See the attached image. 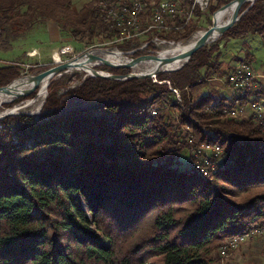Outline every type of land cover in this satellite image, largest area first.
Returning <instances> with one entry per match:
<instances>
[{
	"label": "trees",
	"instance_id": "1",
	"mask_svg": "<svg viewBox=\"0 0 264 264\" xmlns=\"http://www.w3.org/2000/svg\"><path fill=\"white\" fill-rule=\"evenodd\" d=\"M232 1L212 0L207 12L213 17ZM108 10L107 0L78 11L72 0H0V42L52 21L75 41L133 50V43L113 44L118 30ZM190 27L165 39L187 41L201 30ZM248 35L264 36V0L178 72L88 77L75 88L68 87L81 77L58 81L40 114L0 120V264H225L226 242L264 226V129L227 118L228 98L217 88L194 95L231 72L225 41ZM105 69L132 71L98 68ZM21 73L0 67V88ZM167 105L178 124L161 115ZM188 137L222 147L219 173L203 177L190 154L185 161Z\"/></svg>",
	"mask_w": 264,
	"mask_h": 264
},
{
	"label": "rangeland",
	"instance_id": "2",
	"mask_svg": "<svg viewBox=\"0 0 264 264\" xmlns=\"http://www.w3.org/2000/svg\"><path fill=\"white\" fill-rule=\"evenodd\" d=\"M211 1L212 0H210V2ZM88 2L89 0H72V7L75 11H78L82 9V7ZM211 24H213V17L208 12H204L202 16L197 17L192 23H189L191 27L197 26V28L201 29L200 31H197L194 34H197L202 31L205 32L211 27ZM184 29L182 28L181 31H183ZM154 34L162 36V38L169 43V45L165 46L166 48L171 46L170 44L171 42L178 43L177 41H174V40L165 39L167 36H170L168 32H154ZM148 37L150 36H145L143 38L146 39ZM190 41L191 39L187 41H179V42H182L183 44H187ZM97 46L98 45H94V46L87 45L86 42H79V41L73 40V38L69 34V31L60 28L56 23L52 21L39 22V23H36L31 29L26 31L24 34L8 35L3 41L0 42V67L11 66V65L19 66L22 73L19 78L14 80L16 81L23 77L39 75L53 67H56L59 64L62 65V64L68 63L78 58L79 56L89 51H92V50H100V49L117 50L121 53H124V57H128V58H133L132 55L138 52L136 51L135 53H133L135 50H131V51L119 50L117 47L103 48V47H97ZM162 50H159L158 52H161ZM223 52L227 60H231V59L235 60L231 64L232 68L235 67L236 64L248 63L253 67V69L256 71L257 74L264 75V36L262 37V36L248 35V36L241 37V38L228 39L225 41V49H223ZM57 54L61 58L60 63L56 62L55 56ZM151 55H154V54H151ZM99 59H101V57ZM102 66L103 65L95 66V69L98 70V68ZM98 71L110 73L108 69L98 70ZM75 77H81V80L77 78L76 82H74L72 85L70 84L68 88H75L81 82H83L86 78L91 77V76H87L86 72L84 71H79V72L68 71L66 73L56 75L51 80L49 87L51 86L52 83H56L58 81L67 82L70 79L72 80L75 79ZM93 78H96V77H93ZM215 80L219 82L217 81L214 82ZM14 81H12L10 84H12ZM215 84L216 85L219 84L222 87H216ZM261 86L262 88H264L263 83L262 85H260V87ZM49 87H48V96H49ZM224 87L226 88L224 80L221 81V79L215 78L214 80H212V83H210L209 89H204L200 92H196L194 95V99H198L202 94L210 93V91L216 88L219 91L218 94L224 95V93H222V88ZM58 88H59L60 95L67 91L66 85H61ZM38 92H39V87H37L28 96H22L20 98L15 99L14 101L10 103L3 104L0 107V114L8 110H12L15 107L21 106V104L25 101L35 99L37 97ZM178 92L181 98V92L180 91ZM47 98H46V101H47ZM250 98H251V95L248 97V100L243 99L244 100L243 101L240 98L241 104H243L245 100H246V103H248ZM235 99H233L232 97V102ZM252 100H258V101L264 100V90L256 91V96H252ZM20 112H26V111L21 110ZM26 113H30V112H26ZM161 115H164L166 117V120L171 124H178L179 122L178 111L173 109L170 105H167L164 108ZM13 116H16V115H13ZM246 119L254 121V116H247ZM258 125L264 128L263 124L262 125L258 124ZM183 131L187 132L184 129ZM190 138H193V137H188V140ZM189 150H190V147H189ZM189 153L190 151L189 152L187 151L183 156L186 162L188 161ZM221 162H223V160H221ZM219 167H221V165ZM260 229H261V234H257L254 237L252 236L254 229H252L247 234L240 235L230 240L231 242L241 241L239 242V244L236 246L235 250L233 251L231 250L232 248H225L224 249L225 253H223L222 251L223 250L222 248L224 247L223 245V247L220 250L221 256L224 257L222 258L223 262L225 264H264V226L260 227L259 230ZM242 239L244 240L242 241ZM228 242H226V244H228Z\"/></svg>",
	"mask_w": 264,
	"mask_h": 264
},
{
	"label": "built area",
	"instance_id": "3",
	"mask_svg": "<svg viewBox=\"0 0 264 264\" xmlns=\"http://www.w3.org/2000/svg\"><path fill=\"white\" fill-rule=\"evenodd\" d=\"M108 2L109 17L118 30L113 44L129 42L133 43V50L138 52L149 50L151 53H158L169 45L154 32L181 31L197 18V10L207 12L211 4L206 0H193L192 5L184 8L180 0H108ZM145 36L150 37L144 39ZM222 80L225 82V89L229 91L226 96L229 106L225 111L227 118L246 119L247 116H254V122L262 125L264 100L252 103V96H256V91L264 90L262 86L260 87L262 83L264 86V75L257 74L250 64L245 63L237 64L232 68L228 78ZM171 90L181 102L178 90ZM243 95H251V103L232 105V97ZM188 143L193 169L205 171L206 178H211L213 167L221 165L223 149L209 148L193 138H190ZM257 234H261V229H254L252 236ZM239 242L229 241L222 248L223 253L225 248L235 250Z\"/></svg>",
	"mask_w": 264,
	"mask_h": 264
},
{
	"label": "water",
	"instance_id": "4",
	"mask_svg": "<svg viewBox=\"0 0 264 264\" xmlns=\"http://www.w3.org/2000/svg\"><path fill=\"white\" fill-rule=\"evenodd\" d=\"M256 2V0H233L229 4L221 7L213 16V24L212 26L204 32V35L199 39L195 44H193L185 53H183L180 56L177 57H172V58H162L160 56V52L156 53L155 55H147L139 58H128L125 57L128 62L127 63H117L114 64L108 60H103L99 59L98 57L95 56L96 52H109L110 49H100V50H92L89 51L78 58L62 64V65H57L56 67H53L39 75L36 76H27L20 78L16 81H14L12 84H10L7 87L0 88V93L6 94V95H11L12 94V86L19 80L26 79L29 82H32V87L26 91H23L19 94H16L14 96L15 99L20 98L22 96H28L30 93H32L42 82L43 79H47V84H46V98L48 96V87L50 85L51 80L58 74L66 73L70 71L71 69L74 68H82L86 72L87 76L91 77H96V78H104V79H110V80H115V81H126L129 79H142V78H155L159 74H164V73H175L180 70H182L190 61L192 56L199 51L200 49L210 45L213 42L218 41L228 30L232 29L240 20L241 18L250 10V8L253 6V4ZM250 3V7L245 10L242 13V8L245 4ZM233 9V13L231 17L223 24V25H218L216 22V16L218 14H223L230 9ZM195 35V34H194ZM194 35H192L189 39H191ZM188 39V40H189ZM180 43V42H179ZM121 53V52H120ZM86 60L85 64H82L79 62V60L84 59ZM179 60H185V63L178 69L175 70H165L164 68L166 66L174 64L176 61ZM152 60L154 62H158L159 66L158 68L149 73H141L135 71V68L143 64L145 61ZM106 66L109 68H114V69H120V68H130L132 71L130 74L126 76H118L114 75L111 73H106L102 71H98L95 69V66ZM91 66L92 68H89ZM34 100V99H33ZM46 101V99H45ZM44 101V103H45ZM10 103V102H8ZM6 104V103H3ZM44 104L42 105L41 109L38 112H31V113H26V112H20L21 108L15 107L12 110H8L2 114H0V120H3L9 116L13 115H28V116H34L40 114L41 110L43 109Z\"/></svg>",
	"mask_w": 264,
	"mask_h": 264
},
{
	"label": "bare ground",
	"instance_id": "5",
	"mask_svg": "<svg viewBox=\"0 0 264 264\" xmlns=\"http://www.w3.org/2000/svg\"><path fill=\"white\" fill-rule=\"evenodd\" d=\"M206 2H210V0H206ZM233 13V9L231 8L229 11L223 13V14H218L216 16V22L218 23V25H223L232 15ZM226 18V20H225ZM184 29V28H183ZM204 35V32H199L197 34H195L192 38L191 41L188 42L187 44H183L182 42H171V46L169 47H164L163 50L160 52V56L162 58H172V57H177L182 55L183 53H185L193 44H195L199 39H201V37ZM214 43V42H213ZM136 51H134L133 53H135ZM95 56L101 59H105L108 60L114 64L117 63H127L128 60L124 57V53H120L117 50H110L109 52H96ZM56 62L60 63L61 62V58L60 56L57 54L55 56ZM80 63L85 64L86 60L85 58L82 60H79ZM185 63V60H179L176 61L174 64L166 66L164 69L165 70H175L180 68L183 64ZM237 65V64H236ZM235 65V66H236ZM159 66L158 62H154L152 60H148L145 61L143 64H141L140 66H138L137 68H135V71H139L141 73H149V72H153L155 71ZM89 67V66H88ZM89 68H92L91 66ZM234 68V67H233ZM70 71H84V69L82 68H74L71 69ZM85 72V71H84ZM230 74V73H229ZM229 76V75H228ZM228 78V77H227ZM47 79H43L42 82L39 84V92L37 94V97L34 100H28L25 101L21 104L20 108L21 110H25L26 112H38L42 105L44 104V101L46 99V84H47ZM32 82L27 81L26 79H22L19 80L18 82H16L13 86H12V94L11 95H6L3 93H0V107L3 105V103H8V102H12L15 100L14 96L16 94H19L23 91H26L28 89H30L32 87ZM250 95H243V96H237L239 99L241 98L243 99H247ZM244 101V100H243ZM248 103H251V98L249 99ZM252 103H260V101L257 100H252ZM243 104H246V100ZM203 145H207L209 148H218V149H222L220 146L218 145H213V144H203ZM221 170V167L219 166H215L213 167L212 170V174L211 177L215 176L217 173H219V171ZM199 175L206 177V173L205 171H196ZM243 238V237H242ZM241 239V238H239Z\"/></svg>",
	"mask_w": 264,
	"mask_h": 264
},
{
	"label": "crops",
	"instance_id": "6",
	"mask_svg": "<svg viewBox=\"0 0 264 264\" xmlns=\"http://www.w3.org/2000/svg\"><path fill=\"white\" fill-rule=\"evenodd\" d=\"M217 80H215L214 82H216ZM214 82H213V84H214ZM217 82H219V81H217ZM212 83V82H211ZM215 86L216 87H222V86H220L219 84L218 85H216L215 84ZM222 93H224V95L225 96H227L229 93H228V91H227V89H225V87L224 88H222ZM236 99H237V97H235ZM234 97H233V99H235Z\"/></svg>",
	"mask_w": 264,
	"mask_h": 264
}]
</instances>
